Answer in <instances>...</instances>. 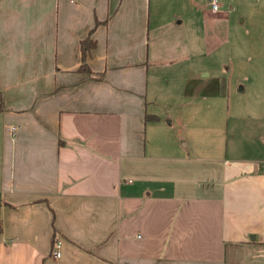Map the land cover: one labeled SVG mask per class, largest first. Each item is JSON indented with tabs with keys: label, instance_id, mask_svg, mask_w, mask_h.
Returning <instances> with one entry per match:
<instances>
[{
	"label": "crops",
	"instance_id": "0c3cea01",
	"mask_svg": "<svg viewBox=\"0 0 264 264\" xmlns=\"http://www.w3.org/2000/svg\"><path fill=\"white\" fill-rule=\"evenodd\" d=\"M218 1L0 0V264H264V72L258 155L221 156L192 107L228 84L187 63L264 0Z\"/></svg>",
	"mask_w": 264,
	"mask_h": 264
},
{
	"label": "rangeland",
	"instance_id": "374dc122",
	"mask_svg": "<svg viewBox=\"0 0 264 264\" xmlns=\"http://www.w3.org/2000/svg\"><path fill=\"white\" fill-rule=\"evenodd\" d=\"M238 17L241 20L243 16L236 13L234 19ZM246 20L244 28L247 30L251 25L255 27V24L260 23L251 24L249 17ZM256 30L254 31L256 34H251L248 38L243 33L237 38L236 35L235 38L231 36L229 43L217 51L213 50L207 54L202 51L200 54L191 56L187 62L192 71L203 67L204 75L209 72L210 75L206 78L208 81L220 78L225 85L228 84L222 95L219 93L218 97L197 98L194 102L196 106L192 107V112H198L201 106L200 111L203 114L206 113L207 140L220 149L221 156L226 154L230 156L233 152L240 155L253 153L256 156L259 153L255 148L245 149L251 140L250 123L254 122L250 115L252 111L247 107L249 102V99L247 101L249 93L247 80L248 76H253V72H264V31L259 27ZM193 42H195L194 39ZM194 46H197L196 43H193V50H197ZM236 83H240L241 86L246 85V90L235 91L238 86ZM242 146L245 147L244 150L241 149ZM258 163L261 164L262 161L258 160Z\"/></svg>",
	"mask_w": 264,
	"mask_h": 264
},
{
	"label": "trees",
	"instance_id": "16d2710c",
	"mask_svg": "<svg viewBox=\"0 0 264 264\" xmlns=\"http://www.w3.org/2000/svg\"><path fill=\"white\" fill-rule=\"evenodd\" d=\"M94 46H95V42L90 37L85 38L80 43L81 59L83 61L81 65V69H83L84 71L89 72V69L84 64V60H85L86 53ZM3 109H4V99H3L2 93L0 92V111H2ZM53 242L54 243L56 242V238L53 239Z\"/></svg>",
	"mask_w": 264,
	"mask_h": 264
},
{
	"label": "built area",
	"instance_id": "2783aa9c",
	"mask_svg": "<svg viewBox=\"0 0 264 264\" xmlns=\"http://www.w3.org/2000/svg\"><path fill=\"white\" fill-rule=\"evenodd\" d=\"M210 9L212 12H216L219 9V1L218 0H209ZM263 173H264V163H263ZM60 241L57 240L54 244V248L52 251V255L54 258L58 259L60 257V251L58 250V246Z\"/></svg>",
	"mask_w": 264,
	"mask_h": 264
},
{
	"label": "water",
	"instance_id": "95a60500",
	"mask_svg": "<svg viewBox=\"0 0 264 264\" xmlns=\"http://www.w3.org/2000/svg\"><path fill=\"white\" fill-rule=\"evenodd\" d=\"M253 238V237H252Z\"/></svg>",
	"mask_w": 264,
	"mask_h": 264
}]
</instances>
